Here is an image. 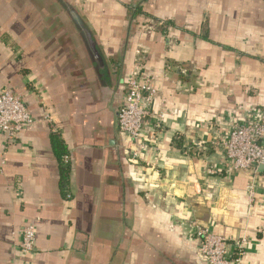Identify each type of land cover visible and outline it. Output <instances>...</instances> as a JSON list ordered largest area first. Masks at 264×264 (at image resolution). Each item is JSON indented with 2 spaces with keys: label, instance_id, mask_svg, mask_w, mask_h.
Here are the masks:
<instances>
[{
  "label": "crops",
  "instance_id": "obj_1",
  "mask_svg": "<svg viewBox=\"0 0 264 264\" xmlns=\"http://www.w3.org/2000/svg\"><path fill=\"white\" fill-rule=\"evenodd\" d=\"M138 66L156 94L134 158L117 116ZM4 88L41 120L9 147L0 132V264H207L191 219L264 264V167L250 196L222 146L264 113V0H0Z\"/></svg>",
  "mask_w": 264,
  "mask_h": 264
},
{
  "label": "built area",
  "instance_id": "obj_2",
  "mask_svg": "<svg viewBox=\"0 0 264 264\" xmlns=\"http://www.w3.org/2000/svg\"><path fill=\"white\" fill-rule=\"evenodd\" d=\"M140 66L127 79V92L118 111V130L125 136L133 149L132 157L137 158L146 147L143 141L146 126L152 116L150 103L156 94L152 77L140 70ZM45 119H50L46 114ZM161 115H155L154 127H161ZM27 108L21 96L10 88L0 90V132L4 146L13 144L20 133L29 126L40 122ZM224 167L226 170L252 171L253 179L248 185L250 196H254L255 178L259 167H264V113L260 117L237 121L225 135L223 141ZM69 161V156L64 157ZM210 173L217 170L210 167ZM199 239V253L207 264H241L245 254V238L230 242L218 235L196 219L189 223ZM19 248L26 257L33 254L37 247V224L28 222L20 228Z\"/></svg>",
  "mask_w": 264,
  "mask_h": 264
},
{
  "label": "trees",
  "instance_id": "obj_3",
  "mask_svg": "<svg viewBox=\"0 0 264 264\" xmlns=\"http://www.w3.org/2000/svg\"><path fill=\"white\" fill-rule=\"evenodd\" d=\"M53 142L55 144L56 153L58 155V159L62 169V183L64 184V187H66L65 181H67V179L69 178V174L71 172L70 162L64 159L65 155L68 154V151L67 148L65 147L63 139H61L59 135L57 134L53 135Z\"/></svg>",
  "mask_w": 264,
  "mask_h": 264
}]
</instances>
